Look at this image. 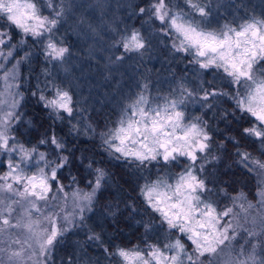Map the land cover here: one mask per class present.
Returning <instances> with one entry per match:
<instances>
[{"label": "snow or ice", "instance_id": "obj_1", "mask_svg": "<svg viewBox=\"0 0 264 264\" xmlns=\"http://www.w3.org/2000/svg\"><path fill=\"white\" fill-rule=\"evenodd\" d=\"M186 3L190 9L188 12L172 11L171 0H154L147 9L141 7L139 12H147L150 19L158 20L164 35L175 36L172 43L175 52L191 55L190 62L198 65L199 69L216 70L228 79L230 92L213 87L211 82L205 87L201 82L198 90L202 93L200 99L208 101L205 106L211 108L218 97L230 98L234 111L225 112V117L231 115L237 119L238 112L252 118L253 123L243 128L241 135L257 141L264 148V18L253 17L235 27L224 24L213 28L207 23L211 9L205 0H186ZM44 8L52 9L53 14L44 15ZM62 15V9L53 7V0H0V80L4 88L0 94V154H9L6 163L8 170L0 174V193L8 194L7 203L0 196V235L9 233L11 229H24L26 236L23 240L19 237L11 240V243L20 246L8 255V260L16 264H25L26 253L28 260L43 257L42 260H34V264H50L58 238L73 226L75 219L73 212L61 216L50 203L60 195L66 204L69 196L57 175L58 170L68 163V157L59 153L64 148L62 141L55 134L40 141L57 150V161L49 160L45 153L38 152L35 147L25 148L11 135L12 125L20 119L17 109L22 99L15 91L19 87L15 83L17 65L27 57L15 60L10 69L6 67L14 59L13 53L17 47L12 43L11 33L15 30L22 34L19 44L24 43L27 37L35 39L47 36L45 54L54 60L63 59L68 49L59 46L49 35ZM120 46L123 54L117 60H123L130 53L146 50V41L138 30H133L121 38ZM147 89L145 84L144 90L123 107L114 126H106L98 135L105 151L116 160H124L136 168H147L153 161L169 164L179 163L181 157L187 159L184 169L174 176L146 180L140 187V194L145 203L160 215L168 229L182 234L192 247L189 250L177 235L162 247L157 244H149L146 249L139 246L117 247L111 253L105 249L106 254L117 258V264H264V231L258 234L245 227L249 223L247 216L241 223L240 213L234 212L238 203L243 213L255 205L247 202L243 193L231 196L224 188H220L219 193L227 196L232 206L221 207L218 201L211 199L212 195L218 194L217 190L209 187L213 181L202 174L205 164L218 161L219 157L209 152L212 137L206 122L199 117L195 118V122H186L185 112L181 108L187 97L198 93L181 86L179 98L150 99L145 94ZM39 100L49 109L50 115L57 119L65 118L60 115L61 112L67 117L73 116L72 97L67 91L54 88L51 97L41 92ZM87 130L95 131L91 127ZM229 139L238 145L239 141L235 137ZM12 153L19 154L18 162L13 161ZM34 153L38 156V168L28 174L21 164L31 161ZM236 155L237 164L264 176V161L239 149ZM41 161L43 165L39 166ZM88 167L92 168L91 163ZM93 171L94 178L87 181L91 191L76 189L71 193L74 212L81 221L84 219V209L91 210V202L109 179L104 169L95 168ZM72 179L75 183L76 178ZM256 195L258 204L264 207V186ZM241 201L247 202V208ZM14 205L23 207V212L15 218ZM60 211H65L64 206L60 207ZM251 223L255 224V221ZM258 235L260 239L252 243V239ZM237 237H240V242L234 249L236 257L232 258L229 253V258L222 260L225 249L233 245ZM90 239L99 240L100 237L94 235ZM245 243L250 245L246 258ZM257 248L260 249L259 259Z\"/></svg>", "mask_w": 264, "mask_h": 264}, {"label": "rangeland", "instance_id": "obj_2", "mask_svg": "<svg viewBox=\"0 0 264 264\" xmlns=\"http://www.w3.org/2000/svg\"><path fill=\"white\" fill-rule=\"evenodd\" d=\"M132 1L134 0H53V7L56 9H62L63 15L58 18L59 22L56 28L53 29V32L49 35L59 46L68 49L67 53H65V56L61 60H54L45 54V48L48 43L47 36L35 39L27 37L24 40V43L19 44L18 42L21 40L22 34L18 30L11 33L12 43L17 45V47L13 53L14 59L10 60L6 64V67L10 69L15 60H21V57L23 56L27 57L26 59L21 60V62L17 65V78L15 83H17L19 87L16 88L15 91H17L22 97L17 109L20 113L19 120H22L23 118L21 105L25 98L21 84L24 83L23 85L28 86L30 77H32V75L28 73L30 71L27 68V63L32 60L33 56L40 53L43 57V62L45 63L44 67L40 68L37 74L33 72V80L36 84V91L38 92L37 95L39 97L40 93L43 92L45 96L51 97L53 95L54 88L67 91L72 97V106L74 109V122H72V125L75 130H79L77 132H80L81 128L83 129L85 127H89L90 125L85 118L81 121L82 126L78 124L80 118H83L84 116V114H82L83 109L85 107L88 109L91 107L95 96L104 97V95L100 92L99 87L91 85L92 80H96V83L103 84L101 86L103 87L106 85L105 81L108 83L111 82L107 77L111 78L113 75L116 76L118 84L113 87H110L108 84L107 91L109 93L107 98L110 100H114V96L115 98H119L116 99L117 102H120V107L117 108L119 112L118 118L123 107L137 94L143 91L144 85L147 84L148 89L145 94L148 95L150 99L161 97L179 98L181 86L193 91L194 93H198L191 97H187L185 104L182 105L181 108L185 112L186 122H195L196 117H199L203 122H205V115L203 112H206V109L209 110V107L205 106L209 102L200 99L202 93L198 92L201 82L204 83V75H206V72L208 71L215 73V75L211 74V76L214 83L218 85L221 83H218L216 80L220 81V79H223L227 82V86H229L228 79L224 77L222 73L216 72V70L199 69L198 65L190 62L192 60L191 55L175 52L172 48L175 36L164 35V33L160 31L162 27L160 22L155 18L150 19L147 16L144 18L142 17L141 19L139 17V14L141 13L139 10L134 8L135 5ZM153 2L154 0H149L148 4L150 5ZM166 2H168V0H166ZM205 2L211 9V15L207 18V23L213 28H219L224 24H229L235 27L236 25L242 24L253 17L257 19L264 18V0H205ZM149 5L144 8L147 9ZM170 7L174 12L181 10L184 12L190 11L186 0H171ZM121 13H124L125 17L128 18V20H124V27L127 28L125 30L128 34L133 30H139V27L135 24L134 20H136V18H140L141 23L145 25L144 29L151 31L152 34H154V37L145 39L146 50H141V53H130L125 56L123 60H117L116 58L123 54V49L120 46L122 36L119 32V27H117L118 21L115 23L117 16L121 15ZM43 14L52 15V9L44 8ZM196 18L200 19L198 16ZM120 27H122V25ZM71 35L73 37H71ZM143 37L145 38V36ZM29 38L33 39L34 42L29 41ZM161 48L167 50V58L165 59L162 57L164 49ZM84 50L86 54L82 52ZM91 56L92 59H89ZM138 58L143 60V66L148 71L146 77H149V79L145 80L144 84L138 85L134 82V84H131L130 89H126L124 85L127 84L129 77H131L127 73V69L131 67V64L136 63L135 59ZM170 58H178L179 60L182 59L188 74L178 75L174 81V78L170 75L172 70V68L169 67V64L171 63ZM89 60H92V62L89 63ZM157 62L160 65V69L158 71L155 70L154 72L153 66ZM87 63H89V67ZM80 64L87 67L86 72L79 71ZM166 64L168 68H166ZM165 68L166 70H163ZM98 73H100V79L98 78ZM165 73L166 75H164ZM0 75H2V71H0ZM223 80L222 82H224ZM136 81H138V79H136ZM204 86H207V82L204 83ZM3 90V81L0 80V94L3 93ZM225 91L230 92V90ZM219 98L221 97H218L216 100ZM18 122L19 121L12 125L11 135L16 137V141L19 144L29 149L35 147L38 152L45 153L49 160L58 161L57 150H55L50 144L44 145L37 143L27 145L20 138H18L14 128ZM90 132L91 134H94L95 131ZM61 151L62 149L59 150L60 155H62ZM109 154L112 155L111 153ZM8 155V153L0 154V174H3L8 170L6 167ZM204 155H206V153ZM11 157L13 161H19V154L12 153ZM257 159L264 161V159ZM37 160L38 156L34 153L32 160L28 161L27 164H21V167L25 168L26 173L31 174L38 168V165L36 164ZM187 163V159L181 157L179 163L177 164L183 166L181 169L182 171ZM42 165L43 162L41 161L39 166ZM181 171L170 172L167 174L162 173L161 175L174 176L175 173ZM255 173L258 177L257 181L259 182L260 190L261 186H264V176L259 174L258 171H255ZM59 180L60 183L65 185V192L69 193L67 203L65 204L60 195H57V199L55 201H51L50 203L54 210L60 213L61 216H63L66 212H73L75 219L73 226H71L69 230L63 234V236L58 238V241L51 253L50 264H117V258L109 256L105 252V249L108 250V253L114 252L117 246L116 248H113V242H110L105 238L102 239V234L104 236L106 232L104 233V231H101V224H98V222H102V220H100L101 210L99 209L98 204H96V198L99 191L91 202V210L88 208L84 209V219L81 221L79 219V215L74 212V204L71 193L76 189H82L86 192H90L91 186L83 188L77 184V182L73 183V181H70L65 183L62 179L59 178ZM53 187L55 188V184ZM241 193L243 192L230 195L237 196ZM51 195L52 194H50V196ZM218 195L220 196H211V199L218 201L221 207L225 205L232 206V202L227 198V196L220 193H218ZM0 196L4 197L5 203H7L8 194L0 193ZM247 202H251L255 205V207L248 209L247 213H243L241 212L238 203L236 207H234V212L240 213L239 219L241 223H244V217L247 216L249 223L245 224V227L250 228L259 234L264 231V207L258 204V197L255 200H251L247 197ZM247 202L241 201L240 203H244L247 208ZM41 203L43 204L44 202ZM61 206H64V212L60 211ZM14 207L16 208V211L13 213V218L23 212V207L16 205H14ZM251 221H255V224H252ZM94 235H99L100 239H90V237ZM241 235H243V233H241ZM25 236L26 233L23 228L11 229L9 233L0 235V249H4V251H0V264H16L15 261L10 262L8 260V255L11 251L18 250L20 246L11 243V240L17 237L23 240ZM259 239L260 236L258 235L256 238H253L251 242L256 243ZM238 242H240V237H237V241L233 242V245L225 249V253H223L221 257L222 260L228 259L229 253L232 258L236 257L237 252L234 249L236 248ZM110 243L112 244L111 246H109ZM65 245H67L66 247H70V253H67L68 250L67 248H64ZM60 246L61 249H65L64 252L67 253V255L62 256L59 253ZM135 246H139L141 249L147 248V245L146 247L141 245ZM132 247L134 246H131L130 248ZM244 249V258H246L247 253L250 251V245L245 243ZM27 255L28 253L25 254V264H34V260L43 259V257L37 256L34 257L33 260H28ZM257 258H260L259 248H257Z\"/></svg>", "mask_w": 264, "mask_h": 264}, {"label": "trees", "instance_id": "obj_3", "mask_svg": "<svg viewBox=\"0 0 264 264\" xmlns=\"http://www.w3.org/2000/svg\"><path fill=\"white\" fill-rule=\"evenodd\" d=\"M148 1L134 0L132 3L135 5L134 8L139 10L141 7L149 5ZM139 15L141 19L148 16L147 13ZM117 18L115 20L114 17V20L115 23L118 21L117 27L120 29L121 36L128 35V32L125 30L127 28L124 27V20H128V18L125 17L124 13H121ZM140 18L134 20L135 24L139 27L138 31L142 36H145V39L153 38L154 34L144 29L145 25L141 23ZM121 25L123 28L120 27ZM71 37L73 36L71 35ZM29 41L34 42L31 38H29ZM166 51V49L163 50L162 57L164 59L167 58ZM82 52L86 54L85 50ZM89 59H92V56ZM177 59L170 58L171 63L169 64V67L172 68L170 75H172L174 81L178 75L188 74L183 60ZM135 60L136 63L131 64V67L127 69V73L131 77H129V80L127 79V84L124 85L126 89H130L131 84H134V82L139 85L144 84L145 80L149 79V77H146L148 71L143 66V60L139 58ZM31 61L27 63V68L30 71L28 73L32 77H30L28 86L23 85L24 83L21 84L25 95L21 105L23 118L15 125V133L27 145L40 143L42 139H46L52 134H55L58 139L63 141L64 148L61 154L68 157V163L58 171L57 175L65 183L73 181L72 178L75 177L77 184L86 188L87 186L89 187L87 181L92 180L95 175L93 169L102 168L108 173L109 179L99 190L96 198V204H98L101 210V214L99 213L101 215L100 220H102L98 224H101V231L106 232V236L102 234V239L105 238L113 242L114 245L111 243L109 245H112L113 248H116V246L130 248L135 245L146 247L148 244H157L162 247L165 243L174 240L179 235L182 242L191 250L190 242L182 234L168 229L167 224L162 222L160 215L145 203L143 196L140 194V187L146 180L152 181L158 176L162 177V173L167 174L181 171L183 166L174 162L165 164L161 161H153L151 164H148L147 168L143 166L136 168L134 164H129L124 160H116L108 151H105V146L98 135L102 130L106 129V126H114V122L119 115L117 108L120 107V102L116 100L119 98H115V96L114 100L107 98L109 93L107 91L108 84L110 87L118 84L116 76L107 77L111 82L105 81L106 85L103 87H101L103 84L92 80L91 85L99 87L104 97L95 96L91 107L83 109L82 114L84 116L80 118L78 124L82 126L81 121L85 118L90 124L89 127L94 129L95 132L91 134L87 130L89 127L81 128L80 132H77L79 130H73V116L67 117L61 113V116L65 118L62 120L57 119L54 115H50L48 109L39 100L36 84L33 80V72L37 74L38 70L44 67L45 62H43V57L40 53L33 56ZM91 62L92 60L89 63ZM89 63H87L88 67ZM153 68L154 72L155 70L158 71L160 69L159 63H155ZM166 68H168L167 64ZM166 68L163 70H166ZM86 69V66L80 64L79 71L86 72ZM209 72L212 73L208 71L204 75L205 77H203L204 83L207 82V86L205 87H208V82H211V84L213 83V87L224 91H231V88H228L227 82L223 79L224 82L221 79L220 81L216 80L218 83H221L220 85L215 84ZM100 77V73H98V78L100 79ZM33 93H36V95H33ZM233 111V101L228 97H221L213 103V106L209 110L206 109V112H203L207 130L212 137L209 152L219 157V160L205 164V171L202 175L213 181V183L209 184V187L215 188L217 193H219L220 188H224L228 194L233 195L243 192L249 199L255 200L257 198L256 193L260 187L257 181V174L255 171L250 172L237 164L238 157L236 152L239 149L240 151L251 153L254 157L264 159V155H262L264 148H261L257 141L241 135L242 129L251 126L253 123L252 118L246 114L241 115L238 112L236 113L237 119H234L231 115L225 117V112L231 113ZM229 137H235L236 141H239L238 145L229 139ZM221 145L222 147H220ZM209 158L211 159V157ZM90 163L92 168L88 167ZM212 196L217 197L220 195L216 194ZM66 246L64 248H67V253H70V247ZM64 250L61 249V246L59 247V253L62 256L67 255Z\"/></svg>", "mask_w": 264, "mask_h": 264}]
</instances>
